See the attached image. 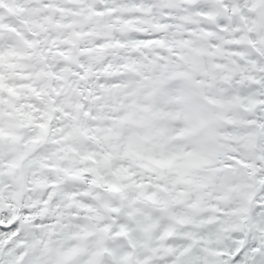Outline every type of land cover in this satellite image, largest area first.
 <instances>
[{
  "label": "snow or ice",
  "instance_id": "1",
  "mask_svg": "<svg viewBox=\"0 0 264 264\" xmlns=\"http://www.w3.org/2000/svg\"><path fill=\"white\" fill-rule=\"evenodd\" d=\"M0 264H264V0H0Z\"/></svg>",
  "mask_w": 264,
  "mask_h": 264
}]
</instances>
